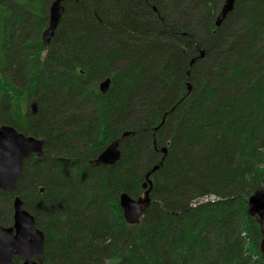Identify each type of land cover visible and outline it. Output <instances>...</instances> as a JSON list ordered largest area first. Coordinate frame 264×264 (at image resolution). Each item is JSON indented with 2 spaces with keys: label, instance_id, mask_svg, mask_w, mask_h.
I'll return each mask as SVG.
<instances>
[{
  "label": "trees",
  "instance_id": "obj_1",
  "mask_svg": "<svg viewBox=\"0 0 264 264\" xmlns=\"http://www.w3.org/2000/svg\"><path fill=\"white\" fill-rule=\"evenodd\" d=\"M51 1L0 0V126L43 141L14 192L43 264H264L246 212L264 182V0H236L218 27L223 0H63L44 45ZM114 139L120 158L98 163ZM147 172L128 224L119 194L142 195Z\"/></svg>",
  "mask_w": 264,
  "mask_h": 264
},
{
  "label": "water",
  "instance_id": "obj_2",
  "mask_svg": "<svg viewBox=\"0 0 264 264\" xmlns=\"http://www.w3.org/2000/svg\"><path fill=\"white\" fill-rule=\"evenodd\" d=\"M62 1L52 0L49 5L47 25L41 32V41L44 45L51 41L59 23L64 9ZM235 1L223 0L214 19L216 27L220 26L232 11ZM109 82L107 77L101 80L98 84L99 91L106 92ZM187 87L189 88V85ZM30 109L31 113L35 114V101L30 103ZM130 134L131 132L124 131L121 137ZM119 141V139H114L108 142L98 153L96 161L101 164H114L120 158ZM42 145L41 139L24 135L13 126H0V190L13 193L16 191L23 161L32 155L38 158L43 157ZM162 151L165 152V148H162ZM157 167V165L153 166L151 171ZM149 176L150 172H147L145 180L142 182L141 186L144 189L142 195L132 198L126 192L119 194L118 204L122 210L123 218L128 224L137 223L150 203L149 193L152 181ZM12 209V225H0V264H13L14 256L22 259L21 264H43L44 232L36 227L34 216L22 207V200L16 193L13 194ZM246 212L256 219L262 235L259 251L264 256V182L249 194Z\"/></svg>",
  "mask_w": 264,
  "mask_h": 264
},
{
  "label": "rangeland",
  "instance_id": "obj_3",
  "mask_svg": "<svg viewBox=\"0 0 264 264\" xmlns=\"http://www.w3.org/2000/svg\"><path fill=\"white\" fill-rule=\"evenodd\" d=\"M4 206H5V203L3 202L2 196H0V209L3 210L5 208ZM2 226H4V225H2Z\"/></svg>",
  "mask_w": 264,
  "mask_h": 264
},
{
  "label": "flooded vegetation",
  "instance_id": "obj_4",
  "mask_svg": "<svg viewBox=\"0 0 264 264\" xmlns=\"http://www.w3.org/2000/svg\"><path fill=\"white\" fill-rule=\"evenodd\" d=\"M47 20H48V18H47ZM47 25V24H46ZM45 28V27H44ZM52 39V38H51Z\"/></svg>",
  "mask_w": 264,
  "mask_h": 264
},
{
  "label": "bare ground",
  "instance_id": "obj_5",
  "mask_svg": "<svg viewBox=\"0 0 264 264\" xmlns=\"http://www.w3.org/2000/svg\"><path fill=\"white\" fill-rule=\"evenodd\" d=\"M207 198H208V197H207ZM207 198H206V199H207ZM198 203H199V202H198Z\"/></svg>",
  "mask_w": 264,
  "mask_h": 264
}]
</instances>
